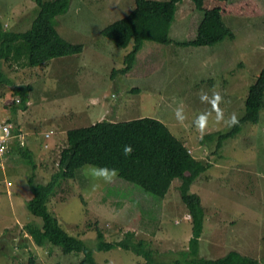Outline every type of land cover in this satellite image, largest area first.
Wrapping results in <instances>:
<instances>
[{"label": "rangeland", "instance_id": "obj_1", "mask_svg": "<svg viewBox=\"0 0 264 264\" xmlns=\"http://www.w3.org/2000/svg\"><path fill=\"white\" fill-rule=\"evenodd\" d=\"M258 1L264 7V0ZM135 6L136 0H71L69 11L55 23L64 39L84 46L81 54L55 58L42 67H32L33 71L9 62L4 65L12 84L0 86V120L9 117L14 134L16 127L24 134L0 158V264H80L83 259L82 253H65L50 243L37 247L25 226H42V220L27 209L33 197L30 175L34 174L36 183L53 179L59 169L56 161L67 146V131L95 122L98 111L90 99L95 96L108 105L105 115L109 120L122 115L121 119L163 121L194 158L211 164L191 189L201 196L206 209L200 257L216 259L237 250L264 264V109L258 124L242 125L241 132L224 140L221 147L217 137L202 141L205 135L230 131L233 126L226 122L232 113L238 119L245 114L250 87L264 68V14L226 16L224 21L235 38L216 45L146 41L143 48L154 45L162 51L152 55L157 65L143 64L139 73L134 68L132 75L131 70L121 74L134 43L123 48L101 32ZM37 8L33 0H0V25L7 31H28ZM200 16L192 0H183L171 27L173 38L195 39ZM114 73L118 75L113 77ZM15 85H30L31 101H22L24 94ZM133 85L139 93L125 91ZM201 90L209 96L218 91L225 101L220 105L225 120L217 123L213 111L202 137L194 120L211 105L200 101ZM177 107L183 108V122L175 117ZM21 150L30 151L35 168ZM92 167L86 165L73 179L61 180L48 205L64 230L95 251L99 264H145L147 259L120 247L98 251L97 228L113 243L134 232L136 240L146 241L157 261L173 259L188 249L192 220L180 197V180L174 181L168 197L161 200L119 175L112 183L94 178ZM93 185L98 187L94 190ZM18 241L24 249L18 248Z\"/></svg>", "mask_w": 264, "mask_h": 264}, {"label": "trees", "instance_id": "obj_2", "mask_svg": "<svg viewBox=\"0 0 264 264\" xmlns=\"http://www.w3.org/2000/svg\"><path fill=\"white\" fill-rule=\"evenodd\" d=\"M33 1L38 8L28 31H7L0 25V86L12 84L4 71L7 62L37 67L55 58L81 54L84 50L82 44L62 38L56 27L55 19L69 11L71 0ZM182 1L136 0L135 8L126 17L102 30L105 37L120 47L127 48L130 43H134L121 74L133 69L136 57L146 41L163 45H216L228 37L235 38L232 29L224 21L226 16L264 14V7L258 0H192L203 14L197 36L193 40L174 41L170 31ZM118 73H114L113 77ZM31 89L30 85H15V90L24 94V102L29 100ZM263 109L264 68L250 87L245 114L238 119L239 122L228 132L205 135L202 141L205 143L206 140L217 137V145L221 147L224 140L234 138L241 132L242 125L248 122L258 124ZM125 145L133 148L130 156L123 155ZM21 154L35 168L30 151L21 150ZM56 162L59 169L49 183H36L34 174L29 177V189L33 197L29 200L27 209L42 220V226L30 223L25 226V230L39 247L50 243L61 247L65 253L84 254L80 264H99L92 248L62 228L56 215L50 211L48 203L58 193L61 180L73 179L77 171L86 165L107 166L117 169L120 178L161 200L168 197L174 181L180 180L179 193L191 216L192 236L187 250L177 252L173 259L157 261L146 241L136 240L134 232H127L123 240L113 243L106 241L104 232L97 228L100 241L98 251H110L120 247L144 255L147 259L145 264H261L259 259L237 250L216 259L200 257L206 209L201 196L193 193L191 189L195 181L210 169L211 164L194 158L185 143L163 121L150 117L128 121L104 119L90 126L71 129L67 131V146L62 148ZM109 201L115 202L111 199Z\"/></svg>", "mask_w": 264, "mask_h": 264}, {"label": "clouds", "instance_id": "obj_3", "mask_svg": "<svg viewBox=\"0 0 264 264\" xmlns=\"http://www.w3.org/2000/svg\"><path fill=\"white\" fill-rule=\"evenodd\" d=\"M199 98H200V101L202 103H207V104L211 105V109L209 111H205V112L200 113L196 117V119L194 120V125L202 137L208 128L209 117L211 116V113L213 111L216 114L215 120L217 123L225 120L224 110L220 107L221 103H223L225 101H224V97L218 91H214L211 94V96H209L207 92H204L203 90H201ZM175 117L180 122H183L186 119L182 107H177L175 109ZM7 121L10 123H13L10 120H7ZM238 122H239L238 116L236 115V113H232L230 115L229 120L226 123L229 126H234ZM10 127H11V125H9L3 129V132L6 135H10V133H9ZM16 130H17V128H16ZM15 135H16V137L13 140H17L21 137V133H19L18 131H17V134H15ZM5 139H6V136H0V141H4ZM4 151H5V149L0 147V154H2ZM132 152H133V148L131 145H125L124 146L123 155L130 156L132 154ZM9 153H10V147H9V151L7 154H9ZM0 158H2V157H0ZM91 175L94 178L103 180L105 183H112L118 177V170L115 168H108L107 166H104V167L93 166L91 168ZM96 187H98V185H93L94 190ZM190 218H191V216H190Z\"/></svg>", "mask_w": 264, "mask_h": 264}, {"label": "crops", "instance_id": "obj_4", "mask_svg": "<svg viewBox=\"0 0 264 264\" xmlns=\"http://www.w3.org/2000/svg\"><path fill=\"white\" fill-rule=\"evenodd\" d=\"M180 4H179V6H180ZM179 6H178V10H179ZM177 13H178V11H177ZM200 17H201V20L200 21H202V19H203V14L202 13H201V16ZM172 33H173V31H172V28H171L170 35L173 38ZM174 41H184V40L183 39H174ZM69 42L79 44V43H77L75 41H69ZM155 50H159V52H162L161 49L158 48V46L152 45L148 49L142 47V49L140 50V52H143V53L142 54H139L138 53V57L136 58L135 64L133 66V69L136 68V72L137 73H139V70L144 69V67H142L143 64H146L148 67H150L151 65H157V62H153V59H151L152 58V55L154 54V51ZM146 53H149V54L146 55ZM64 57H70V56H64ZM145 58H150V61H148V62L147 61H144ZM159 58H160V56H158L156 60H159ZM25 67L28 68V69H30L31 71H33L32 70V67H29V66H25ZM37 67H42V65L41 66H37ZM133 69L130 71V74L131 75L134 74V70ZM125 91L139 93L140 92V89L136 85H133L132 87H126L125 88ZM90 99H91V107L92 108H96L97 111H98V113L96 115L95 122L97 123V122H100V121H102L104 119H108V116L105 115L106 111L109 110L108 105L104 104L103 101L99 97H97V96L90 97ZM29 100H30V98H29ZM121 117H122V115L120 117H113V115H112L110 117L111 118L110 120H113V121H121V120L128 121V120H131V119H121ZM5 118L8 119V120H10L11 122H13L9 117H5ZM95 122L93 124H95ZM17 131L19 133H21V137H22L24 133H23L21 127L20 128H17ZM21 137L19 139H21ZM19 139H17V140H19ZM103 198H105V197H103ZM103 201H105V200H103ZM114 201L115 202H118V200H116V199H114ZM106 202H107V199H106ZM15 239H18V238H15ZM19 244L20 243L18 241V243H17L18 248L19 249H24V247L20 246Z\"/></svg>", "mask_w": 264, "mask_h": 264}, {"label": "built area", "instance_id": "obj_5", "mask_svg": "<svg viewBox=\"0 0 264 264\" xmlns=\"http://www.w3.org/2000/svg\"><path fill=\"white\" fill-rule=\"evenodd\" d=\"M9 125H11V127L9 128L10 135H6L3 132V129ZM0 136H6V139L4 141H0V147L5 149V151L2 154H0V157H4L9 151V146H10L9 144L16 137V135L14 134V131H13L12 124L10 122H8L7 120H0Z\"/></svg>", "mask_w": 264, "mask_h": 264}]
</instances>
